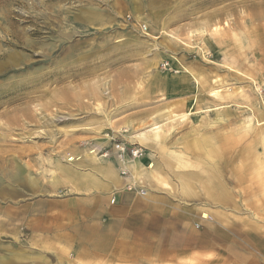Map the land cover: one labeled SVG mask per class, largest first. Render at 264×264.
Returning a JSON list of instances; mask_svg holds the SVG:
<instances>
[{
  "label": "rangeland",
  "instance_id": "1",
  "mask_svg": "<svg viewBox=\"0 0 264 264\" xmlns=\"http://www.w3.org/2000/svg\"><path fill=\"white\" fill-rule=\"evenodd\" d=\"M114 136L156 141L168 171L137 183L178 225L143 264H202L199 245L264 264V0H0V264H96L45 246L30 211L36 228L59 166L117 157ZM218 161L226 181L202 182Z\"/></svg>",
  "mask_w": 264,
  "mask_h": 264
},
{
  "label": "crops",
  "instance_id": "2",
  "mask_svg": "<svg viewBox=\"0 0 264 264\" xmlns=\"http://www.w3.org/2000/svg\"><path fill=\"white\" fill-rule=\"evenodd\" d=\"M183 104L190 106L192 100L187 99ZM134 142L145 148V154L136 160L122 162L115 156L110 158L104 156L100 159L86 158L59 166L57 173L59 184L51 193L62 197L48 199L46 203L50 208L40 212L39 217H43L44 221L37 223L36 228L33 223L34 211H30V227L40 238L42 236V243L45 246L58 248L61 252H73L80 260L89 258L90 262L96 264H143L146 259L157 258V255L153 257V254L162 246L157 232L164 229L177 230L178 225L162 221L161 208L165 200L163 197L159 198L158 193L148 192L146 195H139L134 191H128L126 186L131 183L139 185L142 183L150 187L157 181H165L167 179L165 174L168 175V171L163 166L164 158L158 153L160 148L154 144L156 141L150 140L148 144H142L137 140ZM219 157L221 159L220 155ZM217 166L218 169L214 170V173H211L210 169H203L202 176L198 175L202 177L201 181L209 182L213 177L215 181L225 182L226 172L221 169L223 167L221 161H218ZM123 167L129 170L130 176L121 174ZM196 171L198 170L189 174L190 180L199 181L196 179ZM30 181L34 179L30 178ZM41 187H44V184ZM67 190L73 193L69 199L63 196ZM79 193L80 196H77ZM112 198H115L114 203L111 201ZM78 199L82 201L79 203ZM31 200L30 208L34 205ZM83 202L85 208L81 211L79 204ZM157 208H160L159 212ZM69 214L73 219H70ZM187 227L184 229L196 235L193 226ZM227 227V224L223 223H208L197 231L206 232L211 229L226 231ZM201 245L206 246L204 243ZM199 248L200 245L196 251H190L194 258H198V263L210 264L217 261L211 258L204 259L205 251Z\"/></svg>",
  "mask_w": 264,
  "mask_h": 264
},
{
  "label": "built area",
  "instance_id": "3",
  "mask_svg": "<svg viewBox=\"0 0 264 264\" xmlns=\"http://www.w3.org/2000/svg\"><path fill=\"white\" fill-rule=\"evenodd\" d=\"M128 20L132 21V23H135L132 16H129ZM140 26L144 29H147V25L140 24ZM110 142H111L110 143L111 148L115 150L118 160L122 162H126L129 159L131 160L139 159L145 154V148L143 146H141L138 143L125 140V138L123 137H118V136L111 137ZM108 154H109L108 150H106L103 153L104 156H108ZM121 174L123 176H130L129 170L125 167L121 168ZM126 188L128 190H135L136 194L139 195H145L147 193V190L145 188L139 187L136 183L128 184ZM111 201L114 203L115 198H112Z\"/></svg>",
  "mask_w": 264,
  "mask_h": 264
},
{
  "label": "bare ground",
  "instance_id": "4",
  "mask_svg": "<svg viewBox=\"0 0 264 264\" xmlns=\"http://www.w3.org/2000/svg\"><path fill=\"white\" fill-rule=\"evenodd\" d=\"M179 70H180V69H179ZM219 92H220V90H214V91H213V94H215V95L218 96V95H219ZM235 94H236V93H235ZM248 99H250V98H248ZM225 101H226V100H225ZM165 110H166V109H165ZM159 112H160V111H159ZM169 115H170V114H169ZM169 115H168V116H169ZM184 115H187V114L185 113V114H183V116H184ZM174 116H175V117H178L179 115L174 114ZM168 118H169V117H168ZM152 119H153V118H152ZM174 119H175V118H174ZM157 124H158L157 122H156V123H153V124H150V125L148 126V127H149L148 130H146V131H140V133L137 134L136 137H140V138H144V137H146V138H147L148 136H146V134H147L148 131H152V130H155V129L158 130V129L160 128V126L157 125ZM152 126H153V127H152ZM160 130H161V129H160ZM158 131H159V130H158ZM136 132H137V131H136ZM155 132H156V131H155ZM160 133H161V132H160ZM160 133H159V134H160ZM155 135L158 136V134H155ZM155 135H154V136H155ZM157 136H156V139L158 138ZM147 140H148V139H147ZM148 141H149V140H148ZM140 142H141V141H140ZM146 142H147V141H146ZM146 142H145V143H146ZM152 166H153V165H152ZM134 178H135V180L138 179V178H137V175H136L135 173H134ZM204 217H208V216L205 214Z\"/></svg>",
  "mask_w": 264,
  "mask_h": 264
}]
</instances>
